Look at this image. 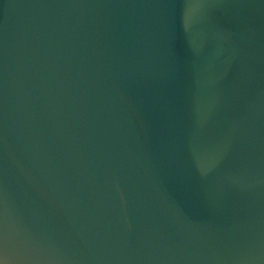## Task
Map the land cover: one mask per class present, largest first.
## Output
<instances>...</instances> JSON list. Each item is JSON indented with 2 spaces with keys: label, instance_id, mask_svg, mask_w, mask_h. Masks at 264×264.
I'll return each instance as SVG.
<instances>
[{
  "label": "water",
  "instance_id": "1",
  "mask_svg": "<svg viewBox=\"0 0 264 264\" xmlns=\"http://www.w3.org/2000/svg\"><path fill=\"white\" fill-rule=\"evenodd\" d=\"M0 264H264V0H0Z\"/></svg>",
  "mask_w": 264,
  "mask_h": 264
}]
</instances>
